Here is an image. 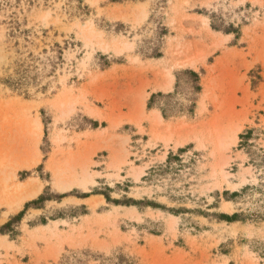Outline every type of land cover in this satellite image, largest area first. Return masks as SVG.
Masks as SVG:
<instances>
[{
    "label": "rangeland",
    "instance_id": "obj_1",
    "mask_svg": "<svg viewBox=\"0 0 264 264\" xmlns=\"http://www.w3.org/2000/svg\"><path fill=\"white\" fill-rule=\"evenodd\" d=\"M0 264H264V0H0Z\"/></svg>",
    "mask_w": 264,
    "mask_h": 264
},
{
    "label": "bare ground",
    "instance_id": "obj_2",
    "mask_svg": "<svg viewBox=\"0 0 264 264\" xmlns=\"http://www.w3.org/2000/svg\"><path fill=\"white\" fill-rule=\"evenodd\" d=\"M39 192L40 188L38 187V185L35 184H29L20 188L17 187L14 193L12 192L13 196H10L13 197V201H11L12 203L7 204L9 210H15L20 203H23L27 199L34 198Z\"/></svg>",
    "mask_w": 264,
    "mask_h": 264
},
{
    "label": "trees",
    "instance_id": "obj_3",
    "mask_svg": "<svg viewBox=\"0 0 264 264\" xmlns=\"http://www.w3.org/2000/svg\"><path fill=\"white\" fill-rule=\"evenodd\" d=\"M236 217H238V216H236V215H235V216H233V218H234V219H235Z\"/></svg>",
    "mask_w": 264,
    "mask_h": 264
}]
</instances>
